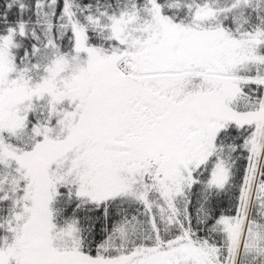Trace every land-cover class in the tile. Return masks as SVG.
<instances>
[{"label":"snow or ice","instance_id":"obj_1","mask_svg":"<svg viewBox=\"0 0 264 264\" xmlns=\"http://www.w3.org/2000/svg\"><path fill=\"white\" fill-rule=\"evenodd\" d=\"M0 264H264V0H0Z\"/></svg>","mask_w":264,"mask_h":264}]
</instances>
